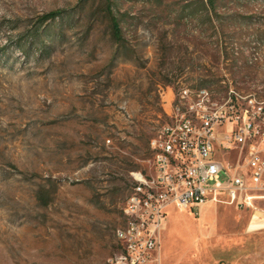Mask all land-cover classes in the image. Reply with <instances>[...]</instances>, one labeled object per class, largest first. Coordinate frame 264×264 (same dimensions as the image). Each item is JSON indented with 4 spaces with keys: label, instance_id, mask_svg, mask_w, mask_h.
Here are the masks:
<instances>
[{
    "label": "rangeland",
    "instance_id": "1",
    "mask_svg": "<svg viewBox=\"0 0 264 264\" xmlns=\"http://www.w3.org/2000/svg\"><path fill=\"white\" fill-rule=\"evenodd\" d=\"M214 1L216 12L207 0H114L125 44L112 62L105 0H0V264H105L117 253L132 173L148 167L182 88L218 98L233 88L243 107L251 94L264 105V0ZM59 9L72 20L26 56L37 18ZM218 156L243 163L239 147ZM253 216L173 205L151 264H264Z\"/></svg>",
    "mask_w": 264,
    "mask_h": 264
},
{
    "label": "built area",
    "instance_id": "2",
    "mask_svg": "<svg viewBox=\"0 0 264 264\" xmlns=\"http://www.w3.org/2000/svg\"><path fill=\"white\" fill-rule=\"evenodd\" d=\"M231 88L218 98L207 88H182L167 100L168 122L151 140L148 167L132 173L134 184L117 230L120 250L105 264H151L159 254L167 210L200 215L209 206L231 205L254 213L264 227V105ZM239 147L242 164L225 165L219 150ZM244 154V156H243ZM224 176V180L222 179Z\"/></svg>",
    "mask_w": 264,
    "mask_h": 264
},
{
    "label": "trees",
    "instance_id": "3",
    "mask_svg": "<svg viewBox=\"0 0 264 264\" xmlns=\"http://www.w3.org/2000/svg\"><path fill=\"white\" fill-rule=\"evenodd\" d=\"M208 6L216 12V2L214 0H207V3L203 2L202 7L206 8V12H209ZM103 13L108 19V26L111 39L117 47L116 53L113 55L112 62L119 58V50L123 48L125 44L124 31L122 26V20L115 11L114 0H105ZM71 9H59L55 11L48 12L40 17L34 23V26L28 31L31 34V39L35 43H31L30 47L24 48V45H21L24 50V54L30 57L32 46L37 44L41 48V51L45 50V39L53 40L57 36L56 29L60 27L61 31L68 22L72 20L73 14ZM210 19L213 22V19L210 15ZM12 166V165H11ZM49 194L39 193V201L47 199ZM48 204V203H45Z\"/></svg>",
    "mask_w": 264,
    "mask_h": 264
}]
</instances>
